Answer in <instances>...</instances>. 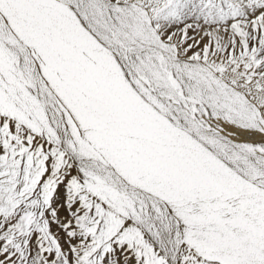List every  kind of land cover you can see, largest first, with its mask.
<instances>
[{"label": "snow or ice", "instance_id": "obj_1", "mask_svg": "<svg viewBox=\"0 0 264 264\" xmlns=\"http://www.w3.org/2000/svg\"><path fill=\"white\" fill-rule=\"evenodd\" d=\"M0 264H264V0H0Z\"/></svg>", "mask_w": 264, "mask_h": 264}, {"label": "bare ground", "instance_id": "obj_2", "mask_svg": "<svg viewBox=\"0 0 264 264\" xmlns=\"http://www.w3.org/2000/svg\"><path fill=\"white\" fill-rule=\"evenodd\" d=\"M236 139L241 142H260L261 137L259 135H251L249 133H244L243 131H240L235 134Z\"/></svg>", "mask_w": 264, "mask_h": 264}, {"label": "rangeland", "instance_id": "obj_3", "mask_svg": "<svg viewBox=\"0 0 264 264\" xmlns=\"http://www.w3.org/2000/svg\"><path fill=\"white\" fill-rule=\"evenodd\" d=\"M250 134V133H249ZM252 135V134H251Z\"/></svg>", "mask_w": 264, "mask_h": 264}]
</instances>
